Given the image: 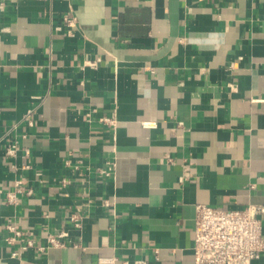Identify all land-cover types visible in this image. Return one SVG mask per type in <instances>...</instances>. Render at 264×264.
I'll return each instance as SVG.
<instances>
[{
  "label": "crops",
  "instance_id": "0c3cea01",
  "mask_svg": "<svg viewBox=\"0 0 264 264\" xmlns=\"http://www.w3.org/2000/svg\"><path fill=\"white\" fill-rule=\"evenodd\" d=\"M198 203L264 205V0H0V264H194Z\"/></svg>",
  "mask_w": 264,
  "mask_h": 264
},
{
  "label": "built area",
  "instance_id": "2783aa9c",
  "mask_svg": "<svg viewBox=\"0 0 264 264\" xmlns=\"http://www.w3.org/2000/svg\"><path fill=\"white\" fill-rule=\"evenodd\" d=\"M66 26V32L72 34L75 28V17L69 12L62 15ZM91 66L96 61H87ZM29 117V116H28ZM105 121L113 123L114 119L104 118ZM28 124L32 121L27 118ZM25 135L22 134V137ZM8 155L15 154V142L5 147ZM27 152V149H26ZM108 167H101L99 173L109 175L114 165L113 161ZM64 181V180H63ZM29 192V191H28ZM8 199L13 201L14 195L8 193ZM264 205L248 204L242 208H222L203 203L195 205L194 231L192 240V256L194 264H250L264 252V236L262 234V215ZM74 225L79 221L76 215L71 217ZM7 228L13 233L5 237L7 243H12L21 232L12 225ZM67 232L62 229H54L47 232L45 245L36 244L32 238H26L22 249L36 246L39 250L45 247H61L68 243ZM77 246L76 244H73ZM18 254L13 250L12 256ZM115 257L99 258L98 264H113ZM120 264H126L122 262ZM133 264H147L144 260H135Z\"/></svg>",
  "mask_w": 264,
  "mask_h": 264
}]
</instances>
